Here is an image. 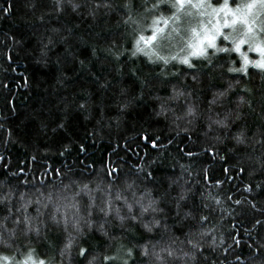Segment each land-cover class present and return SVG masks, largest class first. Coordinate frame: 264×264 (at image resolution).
Returning <instances> with one entry per match:
<instances>
[{
  "label": "trees",
  "instance_id": "16d2710c",
  "mask_svg": "<svg viewBox=\"0 0 264 264\" xmlns=\"http://www.w3.org/2000/svg\"><path fill=\"white\" fill-rule=\"evenodd\" d=\"M162 1L112 0L121 7L109 15L101 9L93 20L84 6L58 15L54 0H0V7L12 5L10 15L0 12V255L14 260L32 251L52 264H195L187 240L202 239L199 215L209 213L201 193L211 191L228 211L210 214L224 244L205 249L208 264L254 256L245 234L251 223L229 214L237 206L226 197L264 206V191H242L264 182L262 74L229 73L235 54L192 59L194 70L177 58L165 66L132 57L137 34ZM125 3L132 5L128 25ZM50 36L56 43L42 56ZM113 44L124 53L119 61L104 51ZM189 210L195 218H185ZM252 236L264 239V229ZM260 257L264 249L256 264Z\"/></svg>",
  "mask_w": 264,
  "mask_h": 264
},
{
  "label": "snow or ice",
  "instance_id": "6c2138e0",
  "mask_svg": "<svg viewBox=\"0 0 264 264\" xmlns=\"http://www.w3.org/2000/svg\"><path fill=\"white\" fill-rule=\"evenodd\" d=\"M181 3H183V0H181ZM54 5H55V10L57 14H61L64 12L66 7H70L73 12H78L79 9L84 6L88 9L89 15L93 18V20L96 19L97 15L100 13V10L103 9L104 15H109L113 11H117L119 7L121 6H113L112 0H88L87 3H84L83 5L80 2H77V0H54ZM211 6V5H210ZM123 9L127 12V19H125L123 22L125 25H128L130 21H132V16H131V9L132 5L129 3H125L123 6ZM154 8L159 7V5H153ZM11 8L12 5L9 3L7 8L0 7V12H3L4 16H8L11 14ZM32 8L35 9V4H32ZM221 11L227 10L226 14H232L235 16V12L240 11L242 8H247L248 9V15L253 14L257 10L264 11V0H248V2L245 4L243 2L237 3L235 6V9L230 5V0H223V2L219 6ZM41 22L44 21V16L42 15L40 18ZM236 19H239L237 17ZM59 29H52V32L55 34L59 33ZM161 31L159 29L154 30L151 35H144L143 32L140 33L134 41L133 44V51L131 52V56L135 57L137 56L138 53H144L145 48H149L152 46L153 42L157 39V32ZM249 32H253L254 29L249 26L248 27ZM219 36H223V40L225 42V46L220 48L217 47L216 41L218 40ZM9 39L13 40V43H19L18 41H15L14 37H8ZM66 38H61L59 41L60 43H64ZM210 43L208 45L209 48H212L215 53H223L226 55L231 56L232 54L239 55L243 57L245 63L239 68L236 69L234 67L236 61H232L233 67L229 69V73L231 74H239L240 76L243 77H248L249 75V68L255 69L258 72L262 74V79H261V85L264 86V62L257 64H252L251 61L248 59V56L245 55V53L242 51V48L246 47L248 45V41L246 39H241L238 44L234 48H229V44H232L233 42L229 39L228 36L223 35V32H220L218 36L215 37H209ZM56 41L53 40V38L50 36L48 37V42L47 44L42 45L41 49V55L42 56H47V53L49 51V46L54 45ZM116 45L113 44L111 47L105 49L104 51L113 56L117 61H119L120 56L123 55L124 53L122 51H116ZM204 53L206 54L207 49L203 50ZM11 52V49H9V53ZM249 53L253 54H264V49H257L253 50L249 48ZM93 56H96V50L93 49ZM146 54V53H144ZM163 59V58H161ZM172 59H176L173 57ZM12 61V56L9 54L8 55V62L9 64ZM149 61L152 63H155V61H152L151 58L149 57ZM180 64L185 65L188 69L194 70L195 65L187 58H183L182 60L179 61ZM80 65L83 67L84 66V61L79 62ZM169 64V61L167 59H164V65L167 66ZM208 65L212 67V62L209 61ZM15 71V69H13ZM135 74V73H133ZM163 74V70L161 72ZM22 75V74H20ZM175 75V73H173ZM193 80H196V75H193ZM28 86V79L27 77H24V87ZM101 87H106L105 84H101ZM4 88H7L8 85H3ZM243 92H250V89L244 88L242 89ZM9 103H12V101H9ZM80 109L86 110V104L81 103L79 105ZM127 105L125 104L123 108H126ZM122 108V110H123ZM249 109L254 110L253 104L249 103ZM60 127H63V125H60ZM3 129V125H0V130ZM12 133L11 130L8 131V136L9 138L11 137ZM159 137H157V140ZM259 148L264 149V138H262L257 145ZM152 147L155 148L157 147L156 141L152 142ZM84 149L81 148V151ZM189 155H192V153H188ZM2 159V157H0ZM243 168L241 169V172H243ZM141 172H143V169H140ZM228 169H225V172H227ZM259 172H264V167L261 168ZM257 173V172H256ZM256 173H253L252 175H255ZM149 177L151 176V173L148 174ZM222 182L217 181L216 184L213 186L217 189H221ZM243 193H249L255 195V193H259L264 191V182L257 183L255 185V189L251 184H246L243 188ZM182 200H186L187 197H181ZM227 201H231V203L235 206H237L235 209H231L229 214H235L237 218L241 217H247L249 220V223H251V228L245 227V234L249 236V238L252 239L253 243H250L248 245L249 248L254 249V256L250 257L249 261H245L241 259L238 255L236 257V261L238 264H256V258L259 257L260 250L264 249V239H257L256 237L252 236L253 232H259L260 229H264V206H260L254 199H248L247 197L243 198H237L234 199L233 196L228 195L226 197ZM201 208L203 210H207L209 213L208 215H205L201 213L199 215V226L201 228V237L202 239L199 241H194L193 239L189 238L187 240V244L190 246L192 249V259L195 261V264H208V257L205 256V249H210L212 252H216L223 244H224V239L223 237L219 238V242H217V236L215 235L216 231V226L213 224L209 226V218L210 214L216 210L217 207L220 208L221 212L228 211L227 209L223 208V204L225 203L224 199H222L219 195V193L213 194L211 191H207L206 193H201ZM180 210V204L177 203V214H179ZM189 216H194L192 210H189L188 212L185 213V218ZM254 221V222H253ZM236 226L233 225V228ZM211 236V243H206L205 240ZM233 244L235 246H240L241 241L237 239L235 236L232 237ZM233 245H229L227 248H224V253H228L230 249H232ZM86 249L81 248L80 251V256L83 257L86 255ZM129 256H132L131 250H129ZM147 253L145 252V255ZM171 254V253H170ZM203 257V260L200 258ZM109 258H106L108 260ZM0 264H11V258L7 256H2L0 255ZM41 264H43V261H41ZM229 264H233V262H229ZM259 264H264V257H260Z\"/></svg>",
  "mask_w": 264,
  "mask_h": 264
},
{
  "label": "rangeland",
  "instance_id": "374dc122",
  "mask_svg": "<svg viewBox=\"0 0 264 264\" xmlns=\"http://www.w3.org/2000/svg\"><path fill=\"white\" fill-rule=\"evenodd\" d=\"M222 2L223 0H183V3L181 0H164L160 2L159 7L153 8L157 11L148 20L145 28L140 30V33L143 32L146 36L151 35L154 30H161L156 33L157 39L152 46L144 49V53H146L144 56L163 64L164 59H167L168 65H171L176 64V60L172 59L173 57L177 58V62L180 64L179 61L185 57L192 61V59L206 55H215L217 53L208 47L210 43L208 38L218 36L220 32H223V35L228 36L233 42L228 45L230 49L234 48L241 39H246L248 45L242 48V51L248 56L251 63L258 65L264 62V54L249 53V48L253 50L264 49V11L257 10L248 15V9L242 8L233 16L230 13L226 14L227 10H220L219 6ZM240 2L246 4L248 0H235L233 4L230 0V5L235 9L236 4ZM163 8L170 10L171 14L165 15ZM182 13L184 17L181 19ZM237 17L239 19H236ZM249 26L254 29L253 32L248 31ZM216 43L217 47H220L219 44L224 47L223 36H219ZM204 49H207L206 54ZM176 54L182 56H178V58L175 56ZM236 56L238 59L236 69H239L245 61L243 57ZM41 261L43 264H52L48 259L36 258L32 251L20 259H11V264H41Z\"/></svg>",
  "mask_w": 264,
  "mask_h": 264
}]
</instances>
